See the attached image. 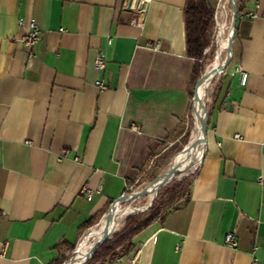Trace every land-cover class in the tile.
I'll list each match as a JSON object with an SVG mask.
<instances>
[{
  "label": "crops",
  "instance_id": "obj_1",
  "mask_svg": "<svg viewBox=\"0 0 264 264\" xmlns=\"http://www.w3.org/2000/svg\"><path fill=\"white\" fill-rule=\"evenodd\" d=\"M255 2L260 15L237 21L186 199L111 264H264V0L239 7ZM185 3L0 0V264L66 256L179 129L202 75ZM20 19L40 28L34 56Z\"/></svg>",
  "mask_w": 264,
  "mask_h": 264
},
{
  "label": "rangeland",
  "instance_id": "obj_2",
  "mask_svg": "<svg viewBox=\"0 0 264 264\" xmlns=\"http://www.w3.org/2000/svg\"><path fill=\"white\" fill-rule=\"evenodd\" d=\"M208 2L213 7L214 13H213V18H212L211 28L208 33V45L203 49L202 56L198 59V63L200 65L202 75L205 74V72L208 71L209 66L212 63H214L213 62L214 57L215 55H217V51H218V48H217L218 27L216 24L215 14L218 10L220 0H208ZM239 2L240 0L236 1V8L239 7ZM233 3H235V1L232 3L230 2L225 3V6L227 8V9L225 8L226 14L222 17V19L224 18L223 24L226 30L225 31L226 36L229 35V34L227 35V30H229V26L231 24ZM227 54L228 52L225 51L223 55V60L226 58ZM231 61H232V58L229 61V63L219 72V74L215 75L212 78L205 92L204 90L202 92L201 99H200L201 101H200V109H199L200 112L199 113H200V116H202V120H203L202 125L204 129V133H205V128H206V115H207L208 107L210 105V101L212 99V95L217 87L218 80L223 75V73L225 72L227 66L231 63ZM201 76H200V79L202 78ZM200 79L198 81L196 80V82L192 86L191 100L194 99L193 106H192V101L190 100L189 112L187 116L185 117L183 123L180 125L179 129L173 135H171L172 136L171 139H168L162 143L158 153L155 156L153 155L151 157V159L146 164V166L140 171L139 176L135 180H132L129 183L123 195L121 196V199H122L121 202L110 210V208L112 207V203H111L109 207L107 208V211L105 212L104 216L101 217V219H105L107 217L105 215L108 212L110 213L116 212L124 208L126 209V211H130L133 208L142 209L143 207L146 206L147 202L150 201L153 195H155L154 200L157 199V197L160 195V202H164L167 199L168 194H169L165 190L168 188L172 189L173 191H176L178 189V192L176 193L174 202L172 204L165 206L162 209L161 215L179 206L186 199L187 194H188L189 183L199 164V160L202 155V148H203L202 144H199L195 146L193 150H190L189 149L190 144L188 145L189 140L194 131V127H195L194 103L196 101V96L199 93L198 85H199ZM181 153L184 154V158L183 160H181L180 166L177 169V171L172 175V177L169 180L161 182L158 185L155 192L152 195H150L149 190H151L153 187H155V185L159 183L158 182L159 177L168 169L169 165L172 162L176 161L177 156ZM181 155H180V158H181ZM179 182L181 184H177ZM138 213H142L145 216L148 213V208L144 209L142 212H137V211L130 212L129 214L119 218L114 226V229L112 230L110 234H108L105 237V240L112 239L115 234L121 232L125 227L127 217L138 214ZM113 216H114L113 214L110 215V219H113ZM100 220H98L90 228L82 232L77 244L68 252L66 256H64L66 258L62 264H65V263L67 264L68 262L72 261L75 258L76 252L79 246L84 251L90 250V248L95 243L94 239H96V237L94 233L97 232L98 230V224ZM135 236H133L129 240L130 243L124 242L122 244L123 247L121 246V247L116 248V252L118 253V255L121 253V250L123 251V253L120 255L123 256L131 252L136 247V241L134 240ZM128 246H129V250L124 252L123 249L127 248ZM88 259L82 262L81 264H88ZM114 261H112L109 258V256H107L103 264H111Z\"/></svg>",
  "mask_w": 264,
  "mask_h": 264
},
{
  "label": "trees",
  "instance_id": "obj_3",
  "mask_svg": "<svg viewBox=\"0 0 264 264\" xmlns=\"http://www.w3.org/2000/svg\"><path fill=\"white\" fill-rule=\"evenodd\" d=\"M237 10L240 11V7H238ZM213 13L214 9L209 4L208 0H186L185 30L187 54L196 60L195 66L193 68V80H196L201 74V68L198 63V59L202 56L203 49L208 45V33L212 24ZM177 184L181 183L179 182ZM165 190L169 194L164 202H160L159 195L157 199H155L148 207L147 215L144 216L142 213H138L127 217L124 229L121 232L115 234L112 239L103 240L90 255L88 264H103L107 256H109L112 261L120 258V254H122L123 251L121 250V253L118 255L116 252L117 247H123L122 244L124 242L130 243L129 240L133 236L138 234L153 221L161 219L165 214L164 213L161 215L162 209L174 202V198L178 192V189L176 191H173L169 188ZM129 246L123 249L124 252L129 250ZM65 258L66 257L64 256L61 257L54 264H62Z\"/></svg>",
  "mask_w": 264,
  "mask_h": 264
},
{
  "label": "bare ground",
  "instance_id": "obj_4",
  "mask_svg": "<svg viewBox=\"0 0 264 264\" xmlns=\"http://www.w3.org/2000/svg\"><path fill=\"white\" fill-rule=\"evenodd\" d=\"M227 2H234V0H220V3H219V6H218V10L215 14V18H216V24H217V27H218V40H217V48H218V51H217V55H216V60L214 61V63H212L209 68H208V71L205 72V74L202 75V78L200 79V82H199V93L197 94L196 96V101L194 103V111H195V127H194V131L192 133V136L189 140V143L188 145L190 144L189 146V149L190 150H193L195 146L199 145V144H202L203 146V120H202V116H200V99H201V95H202V92L205 88V85H206V82L208 81L209 79V73L211 71V68L212 66L214 67V72H213V75H217L219 74V72L224 68L225 64L227 63V61L229 60L230 58V46H231V32H232V19H231V24L229 26V30H227V35L226 36V30H225V27H224V24H223V19L222 17L226 14L225 13V3ZM227 9V8H226ZM228 24V23H227ZM227 51L228 54L226 56V58L223 60V55H224V52ZM184 158V154L181 155V158L177 161V162H172L173 163V168H171V170H169V167L168 169L159 177V180H158V184L155 185V187H153L151 190H149L150 192V195H152L155 190L157 189L158 185L163 182V181H167L169 180L172 175L177 171V169L179 168L180 166V163H181V160H183ZM155 197V195H153L150 199V201ZM148 201V202H150ZM147 202V203H148ZM118 210V209H117ZM135 209H131L130 211H126V209H122L120 211H116V212H111L109 215H107V217L105 219H103L101 221V224L100 226L98 227V231L95 232V237L96 235H102V236H107L108 234H110L112 232V230L114 229V226L116 224V222L118 221L119 218L129 214L130 212H133ZM114 215L113 216V219H110V215ZM119 224V223H118ZM95 240V239H94ZM88 256V250L87 251H84L81 249V247L79 246L77 252H76V256L75 258L68 262L67 264H81L82 262H84L86 260Z\"/></svg>",
  "mask_w": 264,
  "mask_h": 264
},
{
  "label": "built area",
  "instance_id": "obj_5",
  "mask_svg": "<svg viewBox=\"0 0 264 264\" xmlns=\"http://www.w3.org/2000/svg\"><path fill=\"white\" fill-rule=\"evenodd\" d=\"M257 8H258V4L255 2L254 3V7L253 9H245V10H237V18L241 19L244 17H248V18H255L257 16H259L260 14L257 12ZM262 16H264V13H262ZM19 23L21 25L25 24V30L23 32V34L20 37L21 42L29 49V56H34V53L32 51L33 47L37 44V42L40 39V28L37 26L36 23H34L33 21H27V23H24L23 19H20ZM133 24H135V22H132ZM95 67L97 70H103L106 67V60L104 58V56L100 53H98L95 57ZM241 84H244L246 81V74L241 72ZM96 84L98 85L99 88L101 89H105V85L101 82V81H96ZM193 100L192 99V106H193ZM236 137H238V135H236ZM67 151L63 152V155H65ZM83 192L86 194L87 199H91L92 197V192L87 189L86 187L83 188ZM224 243L227 246L230 247H235L237 242H236V238L234 236L233 232H228L226 233L225 237H224ZM4 251V247L1 249V255L3 254ZM252 264H259L258 263V259L253 256L252 258Z\"/></svg>",
  "mask_w": 264,
  "mask_h": 264
},
{
  "label": "water",
  "instance_id": "obj_6",
  "mask_svg": "<svg viewBox=\"0 0 264 264\" xmlns=\"http://www.w3.org/2000/svg\"><path fill=\"white\" fill-rule=\"evenodd\" d=\"M235 1V3H233L232 4V32H231V40H233V37H234V34H235V28H236V22H237V8H236V1L237 0H234ZM216 55H215V57H214V61L216 60ZM213 61V62H214ZM214 66V65H213ZM212 66V68H211V71H210V73H209V79H208V81L206 82V85H205V88H204V92H205V90H206V88L208 87V85H209V83H210V81L212 80V78L215 76V75H213V72H214V67ZM198 88V87H197ZM183 153V152H182ZM181 153V154H182ZM181 154H179L178 156H177V158H176V161L175 162H177L178 160H179V158H180V155ZM173 163H171L170 165H169V170H171V168H173ZM155 198V197H154ZM154 198L150 201V202H148L147 204H146V206L145 207H143L142 209H135L134 211H137V212H142L144 209H147L151 204H152V202H153V200H154ZM121 197L119 198V199H117L116 201H114L113 203H112V207L110 208V210L114 207V206H116L117 204H119L120 202H121ZM108 214H110V212H108L105 216H107ZM103 219H101L100 221H99V224H98V227L100 226V224H101V221H102ZM99 230V229H98ZM97 230V231H98ZM105 237L106 236H102V235H96V239H95V243H94V245L90 248V250L88 251V256H87V258H86V260L90 257V255L92 254V252L100 245V243L103 241V240H105ZM66 264V263H65Z\"/></svg>",
  "mask_w": 264,
  "mask_h": 264
}]
</instances>
